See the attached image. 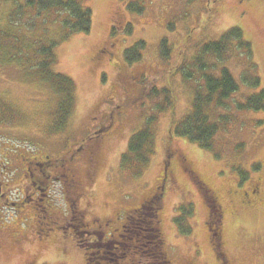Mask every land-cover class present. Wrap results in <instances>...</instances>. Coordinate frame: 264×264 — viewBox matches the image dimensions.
Returning <instances> with one entry per match:
<instances>
[{"label": "rangeland", "instance_id": "1", "mask_svg": "<svg viewBox=\"0 0 264 264\" xmlns=\"http://www.w3.org/2000/svg\"><path fill=\"white\" fill-rule=\"evenodd\" d=\"M25 1L0 0V144L45 146L58 153L68 143L70 157L75 146L87 145L101 135L103 148L93 180L85 178L89 164L73 162L84 183L83 201L88 198L94 216H109L117 227L123 224L126 211L138 208L159 187L163 194L157 227L169 259L177 264L188 256L197 264H220L209 243L208 211L202 193L182 163L181 156H185L196 173L219 193L227 258L233 264H264V112L239 111L233 105L229 110H216L215 119L227 113L230 120L220 124L212 150L177 136L173 130L191 109L195 89L201 83V73L193 71L201 47L219 40L233 27H240L252 43V72L264 86V0H90L94 12L90 34L70 33L54 12L37 15L32 10L25 15ZM130 5L144 10H129ZM34 24L42 45L57 42L54 69L76 83L73 114L60 130L56 128L59 95L12 60L20 53L24 28L33 29ZM129 25L131 34L126 31ZM140 40L146 42L143 57L129 63L125 51ZM164 40L170 49L168 57L161 54ZM217 61L215 57L209 59L213 64ZM247 61L246 54L235 50L222 63L241 84L238 100L254 92L241 79ZM187 71L192 78L185 76ZM154 86L170 90L171 106L165 102L164 110L159 107L164 95L161 91L151 96ZM151 117H155L151 124L156 136L154 156L144 173L135 176L131 168H121V154L133 132ZM104 123L112 126L101 132ZM169 153L175 181L165 184L164 164ZM243 173H247L245 179ZM183 207L191 211L183 222L188 232L176 222ZM87 219L91 221L90 216ZM56 232L55 228L47 230L41 235L43 242L33 238L22 246L12 240L4 246L3 241L0 264H85L84 247L69 242L70 236L67 247Z\"/></svg>", "mask_w": 264, "mask_h": 264}, {"label": "trees", "instance_id": "2", "mask_svg": "<svg viewBox=\"0 0 264 264\" xmlns=\"http://www.w3.org/2000/svg\"><path fill=\"white\" fill-rule=\"evenodd\" d=\"M24 4L25 9L21 8L24 9L25 15L28 14L26 12H31L32 10H35L37 15L45 13V11L56 13V20L68 28L70 33L90 34L93 28L94 12L90 5V0H26ZM133 6L130 5L128 9L138 13L144 10L136 5L135 7ZM16 15L18 16L17 13ZM46 16L48 18V15ZM47 18H44L46 22ZM31 27L33 29L24 28L23 45L22 47L19 46L21 48L20 53L12 57V60H15L25 71L36 76L40 81L48 83L59 95L58 124L56 128L60 130L65 127L73 114L76 105V83L71 76L57 72L53 67L57 63V56L55 51H53L57 42L42 45V41L37 37L40 33L39 29L38 31L36 30L35 24L31 25ZM126 31L128 34L133 32L131 25L128 26ZM145 47L146 42L140 40L126 49L125 54L128 62L135 63L140 61ZM162 47V56L168 57L170 49L165 40L162 41ZM235 50H241L243 55L246 54L248 58L247 62L249 65L241 79L244 84L250 86L254 91L250 92L244 100L236 99V94L239 92L241 84L235 74L227 66L222 65L225 60L230 59ZM214 57L218 61L215 64L210 63L209 59ZM254 61L252 43L245 38L244 32L240 27H233L224 32L219 40L208 42L202 46L195 58V63L193 62V71L198 69L202 75L201 83L195 89L191 109L180 123L174 124V134L190 140L205 150H212L220 130V124L230 120V116L227 113H222L215 119L216 110L221 108L229 110L233 105L239 111L264 112V86L261 83V78L252 72V68L255 67ZM214 70L219 71V73H214ZM185 76L188 79L192 78V73L187 71ZM159 93L164 95V102L159 105L164 110L163 108H166L165 102L167 106H171L173 102L172 94L167 88L158 90L154 86L150 95L156 96ZM154 119L155 117L149 118L146 125L133 132L129 138L126 151L121 154V168L125 170L131 168L135 176H141L144 173L143 170L150 165L154 156L156 136L151 125ZM170 157L171 154L169 153L165 164L169 162ZM246 177L247 173H243V178L245 179ZM211 199L213 204L212 212L218 221L220 206L216 198ZM161 208V194H156V197L151 199L150 205L127 212V214L130 212V217L136 212V215H133L135 219L130 218V221L124 222L125 226L121 237L122 244L120 250H117L120 252L113 251L114 255L108 254L107 257L113 260H107L106 264H116L118 258L127 254L133 255L132 264H142L148 260L152 264L170 263L162 248V244L159 242L160 236L157 231V222L153 223L160 218ZM188 212L191 211H187L186 207H183L179 217L177 216L176 222L180 225L182 224V227ZM183 230H186V228L183 227ZM79 246L84 247L86 254L91 251V247L88 245Z\"/></svg>", "mask_w": 264, "mask_h": 264}, {"label": "flooded vegetation", "instance_id": "3", "mask_svg": "<svg viewBox=\"0 0 264 264\" xmlns=\"http://www.w3.org/2000/svg\"><path fill=\"white\" fill-rule=\"evenodd\" d=\"M112 115L110 114L108 119H111ZM111 126V123H104L100 130L103 132ZM100 136L87 145L83 142L75 146L70 157H68V143L67 148L58 153H51L45 146L39 145L37 148L36 146L20 148L0 144V249L4 248L7 240H12L18 246H22L28 239L33 238L43 242L44 237L41 235L55 228L57 231L55 234L59 235L61 240H65L64 244L67 247L69 236L71 237L69 242H76L78 246L91 247V251L85 256V264H103V259L105 263L109 259L113 260L107 255H114L113 251L120 250L124 222L135 219L133 215H136V212L130 217V212L134 209H129L128 214L126 211L123 224L117 227L111 224L113 219L109 216L104 218L94 216L88 198L83 201L85 193L81 191V186L84 183L73 165L75 160H82L89 164L91 168L85 178L94 179L100 151L103 148V143L99 140ZM181 157L185 172L191 176L194 184L202 193L208 211L206 223L210 235V246L220 264H233L223 251L224 240L220 227L224 211L218 200L219 193L210 188L208 183L196 173L187 157ZM171 158L167 164H164L163 183L165 184L175 181V175L170 168ZM254 191L259 190L255 188ZM156 194H163L159 187L152 195L144 199L138 208L150 205L151 199L156 197ZM211 198H216L220 206L218 221L212 212ZM242 198L244 199V196ZM83 203L85 205H82ZM89 216L91 221L87 219ZM11 217L15 219L10 221ZM159 222L160 218L153 223L159 226ZM157 231L160 236L159 242L162 244L169 264H176L174 260L169 259L160 229ZM85 234L87 238H81ZM196 246L200 247L198 243ZM132 260H134L133 255L127 254L118 258L116 264H132ZM196 262L193 257L187 256L183 262L177 264H197ZM26 264H33V261ZM142 264L152 263L148 260Z\"/></svg>", "mask_w": 264, "mask_h": 264}]
</instances>
